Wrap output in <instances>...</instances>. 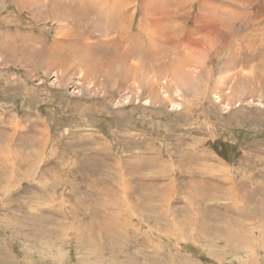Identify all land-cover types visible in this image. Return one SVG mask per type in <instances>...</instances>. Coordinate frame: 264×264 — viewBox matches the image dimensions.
I'll use <instances>...</instances> for the list:
<instances>
[{
	"label": "rangeland",
	"instance_id": "374dc122",
	"mask_svg": "<svg viewBox=\"0 0 264 264\" xmlns=\"http://www.w3.org/2000/svg\"><path fill=\"white\" fill-rule=\"evenodd\" d=\"M0 264H264V0H0Z\"/></svg>",
	"mask_w": 264,
	"mask_h": 264
},
{
	"label": "bare ground",
	"instance_id": "6f19581e",
	"mask_svg": "<svg viewBox=\"0 0 264 264\" xmlns=\"http://www.w3.org/2000/svg\"><path fill=\"white\" fill-rule=\"evenodd\" d=\"M115 8H117V7L115 6ZM115 8H114V9H115ZM119 10H120V9H119ZM99 11H100V10H99ZM101 12H102V11H101ZM106 18H107V17H106ZM161 22H163V21H161ZM155 24H156V23H155ZM122 26H123V25H122ZM157 27H158V26H157ZM89 28H90V27H89ZM158 28H159V27H158ZM172 29H173V28H172ZM123 30H124V29H123ZM177 30H179V29H177ZM159 35H160V34H159ZM142 36H143V35H142ZM145 36H146V35H145ZM153 36H154V35H153ZM132 37H133V35H132ZM135 37H136V36H135ZM143 37H144V36H143ZM170 38H171V37H170ZM124 39H125V38H124ZM155 39H156V38H155ZM138 40H139V39H138ZM142 40H144V39H142ZM149 40H150V39H149ZM169 40H170V39H169ZM124 41H125V40H124ZM129 41H130V40H129ZM138 42H139V41H138ZM138 42H137V43H138ZM147 42H148V41H147ZM162 42H163V41H162ZM183 42H187V43H188L189 41H185V40H184ZM150 44H151V43H150ZM185 44H186V43H185ZM152 45H153V44H152ZM142 47H144V46L142 45ZM162 47H163V46H162ZM132 49H133V48H132ZM146 49H147V47H146ZM171 49H172V48H171ZM171 49H170V50H171ZM174 49H175V48H174ZM128 50H129V49H128ZM170 50H168V51H170ZM126 52H127V51H126ZM171 52H172V51H171ZM174 52H175V51H174ZM149 65H150V64H149ZM178 65L181 66V63H179ZM150 66H151V65H150ZM139 67H140V64L137 63V64H134V67H133V68H135V70H137ZM152 67H153V66H152ZM150 69H151V68H150ZM178 69H179V67H178ZM179 70H180V69H179ZM180 72H181V70H180ZM181 89H182V88H181Z\"/></svg>",
	"mask_w": 264,
	"mask_h": 264
}]
</instances>
